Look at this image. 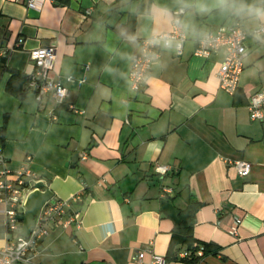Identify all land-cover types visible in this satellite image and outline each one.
Returning a JSON list of instances; mask_svg holds the SVG:
<instances>
[{"label":"crops","instance_id":"1","mask_svg":"<svg viewBox=\"0 0 264 264\" xmlns=\"http://www.w3.org/2000/svg\"><path fill=\"white\" fill-rule=\"evenodd\" d=\"M36 5L0 0V48L6 51L0 58V169L25 167L30 184L44 180L53 198L69 200L63 219L74 217L68 226L63 219L49 226L33 248L34 261L137 264L133 255L141 249L145 261L153 252L165 255L179 212L195 200L193 236L219 249L196 263L169 264H264V117L252 119L248 109L249 95L264 91V37L247 35L233 94L219 87L216 75L224 49L207 58L193 53L208 29L239 22L251 30L264 22L249 11L264 10V0ZM178 8H184L187 35L181 52L160 47L140 90H130L140 40L169 30ZM50 45L56 50L52 72L68 89L64 102L49 92L37 100L28 88L21 96L10 92L11 69L27 75L35 68L30 50ZM237 159L250 163L248 175L238 173ZM157 163L170 170L157 172ZM77 194L82 201H72ZM12 237L0 201V245ZM176 248L179 257L187 255L185 245Z\"/></svg>","mask_w":264,"mask_h":264},{"label":"built area","instance_id":"2","mask_svg":"<svg viewBox=\"0 0 264 264\" xmlns=\"http://www.w3.org/2000/svg\"><path fill=\"white\" fill-rule=\"evenodd\" d=\"M20 1V0H15ZM37 0H25L29 6H35ZM37 6V5H36ZM184 8H178L173 12L171 27L169 30L151 34L140 40L139 48L131 57L129 69V89L140 90L144 84L152 64L159 56L160 47L171 48L180 53L187 38L181 23L180 16ZM249 34H257L264 37V22L259 23L253 29H247L239 22L222 24L216 29L204 31L197 39L194 55L207 58L213 52L224 49L222 62L217 70L219 87L229 94H233L239 82L240 74L244 67V58L247 55L245 39ZM6 51L0 48V57ZM34 61L35 68L26 75V87L32 90L37 100L50 93L56 103H62L67 96L68 89L63 84L61 77L52 72L56 56L55 46H40L29 52ZM68 81H73L72 76H67ZM83 78L78 82H82ZM264 91H257L249 95L248 109L252 119L264 117ZM0 164H4V157L0 154ZM238 173L242 176L249 174L251 165L248 161L237 159L233 161ZM157 172L165 174L170 170L167 164H155ZM6 167L0 169V201L5 204V219L7 232L13 234L3 245H0V264H40L33 259V248L39 238L48 233L49 226L58 223L66 214L69 200L53 198L47 201L35 217V226L28 237L20 234L21 221L18 215L23 213V201L27 192L32 187L30 180L32 173L25 167L12 173ZM164 194L170 191L165 186ZM72 201H82V196H73ZM73 216L65 217L63 225L68 226ZM240 219L236 220L239 224ZM137 264H169L164 254L153 252L149 261L144 260V250H138L133 255Z\"/></svg>","mask_w":264,"mask_h":264},{"label":"trees","instance_id":"3","mask_svg":"<svg viewBox=\"0 0 264 264\" xmlns=\"http://www.w3.org/2000/svg\"><path fill=\"white\" fill-rule=\"evenodd\" d=\"M6 87L10 92L16 94L17 96L23 95L27 88L26 75L20 71L11 69V75L7 81ZM198 205L197 201L189 200L186 207L179 212L180 222L172 229L171 239L165 254L167 260H179L196 263L205 255L214 253L219 249L218 245L212 242L200 241L193 236L192 229L194 223V212ZM177 245H185L188 250L187 255L179 257L177 255Z\"/></svg>","mask_w":264,"mask_h":264},{"label":"water","instance_id":"4","mask_svg":"<svg viewBox=\"0 0 264 264\" xmlns=\"http://www.w3.org/2000/svg\"><path fill=\"white\" fill-rule=\"evenodd\" d=\"M47 201H53V192L47 187L44 180H37L27 192L24 201V211L18 215L21 220L20 234L28 237L35 226V217L40 213L41 208ZM43 237L39 238L36 244H40Z\"/></svg>","mask_w":264,"mask_h":264},{"label":"clouds","instance_id":"5","mask_svg":"<svg viewBox=\"0 0 264 264\" xmlns=\"http://www.w3.org/2000/svg\"><path fill=\"white\" fill-rule=\"evenodd\" d=\"M218 3L223 5L227 3V0H218ZM201 10H206L205 8H202ZM250 12H254L255 15L260 17L261 19H264V10L258 9V8H249Z\"/></svg>","mask_w":264,"mask_h":264},{"label":"rangeland","instance_id":"6","mask_svg":"<svg viewBox=\"0 0 264 264\" xmlns=\"http://www.w3.org/2000/svg\"><path fill=\"white\" fill-rule=\"evenodd\" d=\"M41 246V245H40ZM40 246H38V247H40Z\"/></svg>","mask_w":264,"mask_h":264}]
</instances>
